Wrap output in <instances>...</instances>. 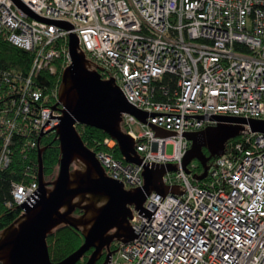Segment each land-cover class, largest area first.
<instances>
[{
	"label": "built area",
	"instance_id": "obj_1",
	"mask_svg": "<svg viewBox=\"0 0 264 264\" xmlns=\"http://www.w3.org/2000/svg\"><path fill=\"white\" fill-rule=\"evenodd\" d=\"M22 1L41 16L72 23L79 48L104 67L101 77L114 76L136 107L203 114L147 116L156 125L199 131L223 116L264 120V0ZM0 34L33 54L27 75L0 73L1 170L10 163L7 145L13 135L39 136L52 109L34 78L44 70L56 72L57 62L65 69L71 56L69 29L32 17L13 0H0ZM165 74L173 75L176 85L162 100L157 91L166 88L157 83ZM59 120L50 117L42 132ZM122 128L134 137L143 162H179L190 147L185 135H155L149 123L128 113ZM239 136L210 160L200 181L192 177L193 164L189 172H166L164 184L183 185L185 191L164 198L156 192L147 195L142 206L152 212L158 207L149 220L132 209L135 233L148 221L137 238L117 243L106 264H264V134ZM168 143L173 144L171 154ZM103 144L112 149L117 142L106 136ZM95 154L106 174L125 188L143 185L142 164L117 159L110 151ZM37 187V176L31 183L14 184L13 201L20 205Z\"/></svg>",
	"mask_w": 264,
	"mask_h": 264
},
{
	"label": "water",
	"instance_id": "obj_2",
	"mask_svg": "<svg viewBox=\"0 0 264 264\" xmlns=\"http://www.w3.org/2000/svg\"><path fill=\"white\" fill-rule=\"evenodd\" d=\"M15 4L32 17L69 29L68 49L71 63L62 72L57 91V102L51 106L59 109L61 115L54 128L59 141L60 156L58 172L52 181H46L43 171L42 154L46 146H40L43 126L38 138V187L19 206L21 214L0 231V264H76L87 251L92 249L85 264H96L106 251L102 264L110 261L114 241L128 242L137 238L151 215V210L143 205L152 192L163 196L167 193H183L185 186L164 184L166 172L183 168L197 160L203 171L193 174L195 180L207 176L208 162L225 152L228 140L245 131L264 134V120L223 116L220 122L199 131L170 130L156 125L147 116L159 114L185 115L203 118V114H177L142 110L130 103L115 77L103 79L100 70L104 67L89 60L79 48L78 35L71 32L72 23L63 19H53L35 13L22 0ZM109 72L108 70H106ZM110 74V72H109ZM133 115L138 120L149 123L155 135H185L190 147L181 161L158 163L143 162L138 154L134 137L122 128L123 114ZM77 124L89 125L104 131L116 140L122 158L133 164H142L143 185L125 188L123 182L108 176L93 150L83 142L76 129ZM207 150L208 154L204 152ZM75 164L76 167L72 168ZM162 198V199H163ZM161 199V200H162ZM161 202V201H160ZM159 202V203H160ZM132 207L148 218L137 234L131 227ZM81 213L74 215L76 210ZM68 225L83 236V243L60 262H52L49 256L47 237L61 226ZM118 249V248H116ZM115 249V250H116Z\"/></svg>",
	"mask_w": 264,
	"mask_h": 264
},
{
	"label": "trees",
	"instance_id": "obj_3",
	"mask_svg": "<svg viewBox=\"0 0 264 264\" xmlns=\"http://www.w3.org/2000/svg\"><path fill=\"white\" fill-rule=\"evenodd\" d=\"M32 60L33 54L30 51L12 45L0 34V73L10 72L15 76L18 74L27 75L31 69ZM57 65L58 69L56 72L50 73L44 70L34 78V83L47 95L46 101L50 105H54L57 102L56 95L64 70L58 62ZM175 85L176 80L174 76L165 74L162 80L157 83V86H164L166 88V90L159 88L157 91L158 99H168L170 90L174 89ZM76 129L85 145L94 152L110 151L115 158L122 159L117 145L111 149L103 144V139L108 136L104 131L93 126L82 124H77ZM38 138V136L34 137L28 132L14 134L7 145L8 153L10 154V163L0 170V231L21 214V209L18 204L13 201V185L28 184L36 180V176L38 175ZM239 138L240 136L230 139L227 144L229 145L231 141H236ZM31 141L35 142L34 146H32ZM40 146H46L42 154V161L44 176L48 178L58 172L60 149L56 133L51 131L43 135ZM2 148L3 141L0 140V154ZM204 152L208 154L205 149ZM192 164L193 162L189 164L190 168H192ZM202 170L199 162L193 164L192 171L194 173L199 174ZM8 202H12V205L8 206ZM47 243L50 259L56 263L74 252L83 243V236L74 228L65 225L56 228L52 234L48 235ZM116 247L117 243L111 245L112 250H115ZM91 252L92 249L87 251L76 264H85ZM105 255L106 252L99 259V263L103 261Z\"/></svg>",
	"mask_w": 264,
	"mask_h": 264
},
{
	"label": "flooded vegetation",
	"instance_id": "obj_4",
	"mask_svg": "<svg viewBox=\"0 0 264 264\" xmlns=\"http://www.w3.org/2000/svg\"><path fill=\"white\" fill-rule=\"evenodd\" d=\"M205 150H206V149H205ZM206 151H207V150H206ZM75 167H76V165L73 164V165H72V168H75ZM56 175H57V174H56ZM56 175H55V176H56ZM55 176L53 175V176H50V177H48V178L45 177V180H46V181H52V180L55 178ZM77 211H78V212H77ZM80 213H81V211L77 209V210L74 212V215H78V214H80ZM78 232H80V231H78ZM112 244H116V241H114ZM104 252H106V251H104ZM104 252H103V253H104ZM102 257H103V254H102ZM102 257H101V258H102ZM101 258H100V259H101Z\"/></svg>",
	"mask_w": 264,
	"mask_h": 264
},
{
	"label": "rangeland",
	"instance_id": "obj_5",
	"mask_svg": "<svg viewBox=\"0 0 264 264\" xmlns=\"http://www.w3.org/2000/svg\"><path fill=\"white\" fill-rule=\"evenodd\" d=\"M140 128V127H139ZM55 132V131H54ZM43 135H45V134H43ZM166 152H167V154H171L172 152H173V144H171V143H168L167 144V146H166ZM193 162V164H196L197 163V160H193L192 161ZM56 175V174H55ZM54 175V176H55Z\"/></svg>",
	"mask_w": 264,
	"mask_h": 264
},
{
	"label": "bare ground",
	"instance_id": "obj_6",
	"mask_svg": "<svg viewBox=\"0 0 264 264\" xmlns=\"http://www.w3.org/2000/svg\"><path fill=\"white\" fill-rule=\"evenodd\" d=\"M198 162V161H197ZM192 163V162H191ZM208 164H209V162H208ZM203 169V168H202ZM203 171V170H202ZM134 207H132V209H133ZM119 241H116V243H118ZM115 251V250H114Z\"/></svg>",
	"mask_w": 264,
	"mask_h": 264
}]
</instances>
